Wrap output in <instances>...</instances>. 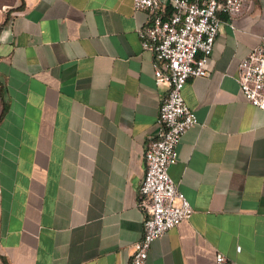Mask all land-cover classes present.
<instances>
[{
  "label": "crops",
  "instance_id": "crops-1",
  "mask_svg": "<svg viewBox=\"0 0 264 264\" xmlns=\"http://www.w3.org/2000/svg\"><path fill=\"white\" fill-rule=\"evenodd\" d=\"M221 25L206 77L182 88L197 125L168 174L193 209L147 264H264V111L236 82L264 33V0ZM132 0H19L0 26L1 264H129L137 188L165 88Z\"/></svg>",
  "mask_w": 264,
  "mask_h": 264
},
{
  "label": "built area",
  "instance_id": "built-area-1",
  "mask_svg": "<svg viewBox=\"0 0 264 264\" xmlns=\"http://www.w3.org/2000/svg\"><path fill=\"white\" fill-rule=\"evenodd\" d=\"M247 0H132L135 11H146L147 26L137 30L141 49L152 54L154 84L165 88L155 122L156 133L144 152L145 173L137 188L144 213L142 237L132 246L129 264H147L151 244L188 219L193 209L171 180L181 137L197 125L181 96L192 77H206L219 33L220 14L239 12ZM236 82L245 101L264 111V33L239 64ZM215 264H230L216 254ZM1 264V262H0Z\"/></svg>",
  "mask_w": 264,
  "mask_h": 264
},
{
  "label": "rangeland",
  "instance_id": "rangeland-1",
  "mask_svg": "<svg viewBox=\"0 0 264 264\" xmlns=\"http://www.w3.org/2000/svg\"><path fill=\"white\" fill-rule=\"evenodd\" d=\"M19 0H0V26L5 18L16 10Z\"/></svg>",
  "mask_w": 264,
  "mask_h": 264
}]
</instances>
